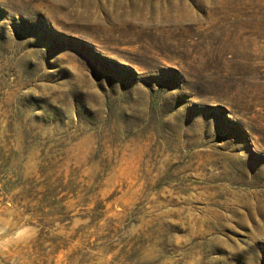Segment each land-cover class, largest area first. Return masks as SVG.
Returning <instances> with one entry per match:
<instances>
[{
    "label": "rangeland",
    "instance_id": "obj_1",
    "mask_svg": "<svg viewBox=\"0 0 264 264\" xmlns=\"http://www.w3.org/2000/svg\"><path fill=\"white\" fill-rule=\"evenodd\" d=\"M0 264H264V0H0Z\"/></svg>",
    "mask_w": 264,
    "mask_h": 264
}]
</instances>
